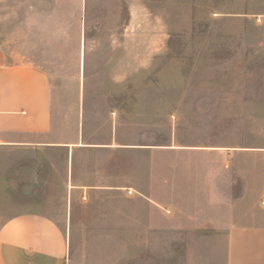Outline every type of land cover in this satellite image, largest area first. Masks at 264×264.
I'll list each match as a JSON object with an SVG mask.
<instances>
[{
    "label": "rangeland",
    "instance_id": "374dc122",
    "mask_svg": "<svg viewBox=\"0 0 264 264\" xmlns=\"http://www.w3.org/2000/svg\"><path fill=\"white\" fill-rule=\"evenodd\" d=\"M63 1H86V27L46 25L43 15L41 24L21 25L15 8L50 7L52 0H0V45L11 61L23 56L46 70L59 131L83 111L88 142L106 144L116 133L119 145L135 146L104 153L118 165L120 184L142 186L150 163L159 161L143 147L187 148L163 159L188 181L192 147L264 149V0ZM84 35L97 42L86 43L81 57ZM112 51L116 72L107 71ZM251 167L247 176L259 178ZM241 192L232 187V197ZM21 204L1 202L0 223L29 209ZM97 204L83 216L75 212L72 264H180L186 250L176 243L195 240L143 234L122 198Z\"/></svg>",
    "mask_w": 264,
    "mask_h": 264
},
{
    "label": "crops",
    "instance_id": "0c3cea01",
    "mask_svg": "<svg viewBox=\"0 0 264 264\" xmlns=\"http://www.w3.org/2000/svg\"><path fill=\"white\" fill-rule=\"evenodd\" d=\"M87 8L86 1L52 0L50 7L31 2L15 8V16L21 25L41 24L36 19L43 15L46 25L86 27ZM92 41L81 37V57ZM109 58L107 71H118V52ZM62 128L55 123L46 70L23 56L11 61L0 45V203H29L28 210L0 223V264H72L75 212L80 217L97 210V203L119 198L127 204L128 220L142 222L143 234L194 236L176 243L175 249L186 250L180 264H264V149L192 147L188 181L177 164L171 170L164 161L168 150L187 148L143 147L161 157L150 163L142 186L124 185L118 165L105 162L104 153L132 152L134 145H119L116 133L106 144L88 142L83 111ZM251 166L259 178L247 176ZM236 185L242 192L232 197Z\"/></svg>",
    "mask_w": 264,
    "mask_h": 264
}]
</instances>
